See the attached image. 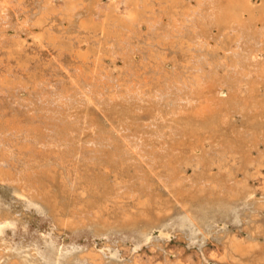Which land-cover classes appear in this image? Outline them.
Instances as JSON below:
<instances>
[{
    "label": "rangeland",
    "instance_id": "obj_1",
    "mask_svg": "<svg viewBox=\"0 0 264 264\" xmlns=\"http://www.w3.org/2000/svg\"><path fill=\"white\" fill-rule=\"evenodd\" d=\"M26 1L30 2V3H28L29 6L32 7L34 5V7H32V8L37 9V10L34 12L30 11L29 13L28 12L25 13L26 11H24V13H23V11L20 10L19 12H20L21 17L19 16L18 20L16 19V17L14 16V13L12 12L10 17H9L10 19L8 21V24H7V27L11 29L10 39L8 40V42H4L5 44L3 43V41L0 44L1 45L0 50H1L2 46L6 47L5 48V52L7 51L6 55L10 58L9 59L10 60L9 65L7 64V62L9 60H7L6 64L4 65L5 66L4 69H6V73L9 74V71H11L9 68H11V67H12V69L16 68V71L14 69L15 72L13 71V74H11L15 84H17V83L29 84V82H31L32 78L34 77V74L38 75L37 74V67L36 68L34 67L35 69H32V70L29 69V71H23V73L17 72V70L19 69V67L22 64L30 63L31 61H32L31 63H33V61H34L32 59L33 57L34 58L36 57L35 60L38 61L39 65H42L45 62V59H46L45 52L47 50L48 51L50 50V52H54L55 54H57L58 52H60L62 50V51H65L64 53L67 52L69 54L73 47L79 46L82 55L77 59H79L80 61L81 60L83 61V62L81 61L82 63L80 62V64H79L80 67L82 68V70L84 72L89 71L90 66H92L93 64L94 65L97 64L96 59L99 56V60H100L99 64L102 63V66L106 67L107 70L109 71L108 73L109 74L112 73V77L110 76V78H109V80L111 81L110 84L115 85L116 86L115 88L120 91V88H122L120 79L122 77L120 78L119 76L124 74L122 72L121 67L123 64H125V62H124V61H126L125 55H127V53L129 54V52L127 50H130V46L133 43V40L138 37V36H136L138 33L136 27H139L140 30L143 31L142 25L147 24V20L143 21V19L147 16L148 17L152 16L153 17L152 18L153 23L156 27L160 28V32H159V30H157V32H155L153 30V32L151 33V34H153V36L151 34H149L146 37H148L149 42H155V41L157 42V41H161L160 38L162 37V35H164L168 30L171 29L170 25H171L172 21L174 20L173 18L176 17V18H178L177 23L178 22L179 23H178V26L176 27V30H177V33H175L176 35L170 36V37H172V38H170V41H172V42H171V46H169L167 49V52H168L167 55L170 57L169 59H171L174 62L180 61V64H183V65H186L185 63L190 62L191 59L190 58L187 59V57H186L187 55L186 56L184 55L185 51L181 52V49L178 50L177 45H179V43L183 42L185 48H188V49L193 48L194 49V47H192L194 45L193 44L194 41H191L192 35L190 34L192 32V34L194 35L195 38L200 37L199 40H201L203 42V43L200 42V47L202 45H204V48H205L204 52L206 50L207 51L209 50L212 53V57H213L214 61L212 64H210L211 66L209 65V66L205 67L206 68L205 70L211 72V74L208 73V75L207 74L206 75H207L208 79H211L212 84L208 85L207 87L202 89V95L200 96V98L198 96L197 97L194 96L195 94H193V95H188L189 98L191 96V99H189V98H187V95H186V96H184L185 99L183 97L180 98V102H179V104H177L178 108L176 106H174V107L177 108V112L180 113V119H182V117L183 116L185 117L186 114H190V111L192 112V110L190 109V108H192L191 104H194V103L198 104L199 100H201V99H202L201 101L214 100L216 104H214L212 106V108L213 107L214 108H213L211 114L213 115V119H214L213 123L216 126H214V128H212L211 130L199 127L200 125H203V121H204L205 117H202L203 115L202 116L197 115L196 117H194L195 120L193 119L192 124L198 125L199 128L197 126H195L196 129H194V130L192 129L194 133L192 132L191 128H189L188 126L181 124V123H180L179 127H178V125L173 124V125H158V126L157 125H150V127L152 126V128H150L148 126V124H146L147 122L145 123V121L147 119L149 120L151 117V111H150L151 108H150L149 102H146V101L143 102L142 103L143 105L147 103L146 105H144L145 108H144V106H142L141 108H143V109L137 110L135 107V104L133 102L134 100L132 97H129V96L128 97L123 96L120 98L116 97L115 99H117V103H116V100L114 98L112 99L113 102L111 103V102H107L109 100L108 99L109 96L105 95L106 97L103 96L105 100L104 99L102 100V103H104L103 104L104 109H103V108H101L102 107L101 99L103 97H100L101 99L95 98L96 103L94 102L92 105H90L87 108L86 112L88 114H86V118H87L86 125H75V127L77 126L78 127L77 129L80 131L74 129V136L72 137L73 138L72 140H74L73 143L76 146V143L78 144V142H79V145H81V146L77 145L76 147H81V148L86 149L88 151L86 153V156L84 155L85 158L82 157V159H80L78 161L77 165H75V169H73L72 172H69L66 170L67 175L72 177V179L69 176L65 175L66 171L62 166L45 164L46 166L42 165L43 167L42 166L36 167L38 169H36L34 167L32 170V168H30L31 169V170L29 169L30 172H28L29 171L28 170L25 173V176L27 178H29L30 183L32 182L30 185V189L32 190L34 188V190H35V191L32 190L33 191L32 194L30 193V195H28V197L30 196L29 198L26 196H25V198H21L19 196V193L16 192L15 186H13V185L2 186L3 188L0 186V189H2V191H5V193H3V194L0 193V198H1L0 199V212L2 214V215L1 214L0 215L6 217V215L3 214L6 211L7 212L5 214L8 213V215H7L8 217L10 215L9 220H7V223L0 228V238H1L0 239V260H2V261H0V264H8V263L9 264H11V263L12 264H20V263L21 264H43V263L44 264H89V263L90 264H97V263L98 264H109V263L110 264L111 263L112 264H114V263L120 264L122 261L123 262L121 264H123V263L124 264L125 263L132 264V262L133 263L135 262V264H139L140 262L142 263V261L144 259L145 260L143 261L142 264H148L150 261H151L150 262L151 264H162L163 262H164L163 264H174V263H177V264H180V263L181 264H188V263L189 264L190 263L191 264H234V263H236V264H264V250H262V249H264V149H263L264 148V138H263L264 137V133H263L264 132V97H263L264 96V73L261 72V73L256 74V72L253 71L254 69L253 70L251 69V67L252 68L256 67L255 64L251 65V67L249 68V65L246 64V61L248 62L249 59L251 60V58L245 57V53H244L245 50H247L248 53L252 52L254 50L252 48L256 47V48H258L257 50L259 52H261L262 54L260 55V57L259 56L257 57V60H255V62L256 61L258 62L259 59L261 61H259L258 63H261L262 61H264V30H263L264 27H263L262 22L259 21V19H255V20H253V22H251L249 20L250 19L249 14L247 12H245L244 13V19L250 21V22L247 21L250 23V27H246V29L244 28V30L242 31V34L240 36L237 27H233L232 28L233 31H231V29L228 27L226 28V26H219V27L216 26L215 27V26H212L211 24L206 23L205 20H207V19H203L202 15H205V11L207 14V4L203 3L200 6L201 9H199L198 0H195V3H194V0H98V1L97 0H57V1L56 0L55 1H53V0H43V1H41V0H26ZM31 1H33L34 4L31 3ZM219 1L223 2V0H219ZM39 2H40V4H39ZM249 2H250V5L256 10L264 9V0H256V1L255 0H249ZM35 5H36V7H35ZM154 7H156V8H154ZM22 8L24 9V6H22ZM42 10H45V11H42ZM78 10H80V11H78ZM195 10H197V12H195ZM199 10H200V12H199ZM190 11L192 13L191 20L186 21V17H184L185 13L190 12ZM160 13L163 17H160L161 16ZM181 15H182V17H181ZM24 17L28 18V21L26 18V23L22 22L25 20ZM21 18H23V20ZM132 18H133L134 22L131 20ZM17 21L19 22V25H20L19 28L20 29L16 26ZM46 21H48L50 23L48 24V22L46 23ZM102 21H103V23H102ZM136 21L142 22V25H141V23L139 25L136 24ZM155 21H157V22H155ZM27 23H28V25H27ZM130 23H132L133 25L130 26L129 25ZM11 24H13V25H11ZM258 24L259 25L261 24L262 29L260 28V26ZM33 25H34V27H33ZM152 29H153V27H152ZM259 29H260V31H259ZM221 30H223V31H221ZM261 30L263 33H261ZM247 31H249V32H247ZM257 31H259L261 34L260 33L258 34ZM124 32H126V33H124ZM251 32H253V34ZM124 34L126 36H124ZM128 34L129 35L134 34V37L128 36ZM154 34L156 35V37L154 36ZM51 35H53V36L51 37ZM220 35H221V37H220ZM216 36L218 38L220 37V39H218ZM211 37H213V38H211ZM238 37H239V39H238ZM242 37L244 39H242ZM261 38H263V39H261ZM128 39H129V41H128ZM137 39L134 40V41H136L134 44L136 45L137 43H140L142 46L145 47V44H147L146 43L147 41L143 39L142 42H139ZM253 39H254V41H253ZM130 40H132V43ZM203 40H205V42ZM259 40H261L260 41L261 43L259 42ZM124 41H126V42H124ZM213 42H215V43H213ZM204 43H206V44H204ZM211 43H212V46H211ZM161 44H160V46H157V48L159 47L158 49L156 47L152 48L151 45L147 46V48H148L147 52L148 53L146 52V57L141 62V65H142L141 68H144V66H146V64L149 65L152 62L154 63L156 61L155 60L156 56L158 57L160 55V53H165V50L162 49ZM124 45H126V47L128 48V49H125L126 51L124 50ZM208 45H210V46H208ZM191 49H190V51H191ZM237 49L239 51H237ZM76 50H78V49H76ZM112 50H114L116 52V53L113 52V55H111ZM241 50H243L242 51L243 53L241 52ZM123 51L125 53L126 52L127 53L125 55H123L122 54ZM161 51H163V52H161ZM214 52L216 54H214ZM240 53H241V55H240ZM116 54H117V56H116ZM179 54H180V56H179ZM190 54H191V52L188 53V55H190ZM123 56H125V57H123ZM73 57L76 59V56H73ZM42 58H44V59L42 60ZM112 58L114 59V61ZM242 58H243V60H242ZM6 59H8V58L6 57ZM187 60H189V61H187ZM239 61H240V64H239ZM255 62H252V63H255ZM40 63H42V64H40ZM83 63H84V65H81ZM157 64L154 63L153 68H154V66L156 67ZM241 64H243V65H241ZM105 65H107V66H105ZM115 65L117 67H114ZM244 66H245V68H244ZM235 67H236V69H235ZM208 68H209V70H208ZM242 69L245 70L246 72L243 71ZM249 69H250V71H249ZM216 70H217V72H216ZM233 70H234V72H233ZM119 72H121V73H119ZM226 72L228 75L226 74ZM230 73H231V78L229 77ZM218 74H219V77H217ZM254 74L256 75V77ZM252 75L254 77H252ZM212 76H214V77L216 76V77L214 78ZM9 77H10V75H9ZM250 77H251V79H250ZM219 78H220V80H219ZM253 78H255V79H253ZM118 79H119V81H118ZM239 79H241L242 82H240ZM8 80L10 81L9 83L11 84L10 89L13 90L16 85H14L13 81L10 78H8ZM229 80H231V81H229ZM245 80H247V81H245ZM214 81L216 82V84L213 83ZM209 82H210V80H209ZM237 82L239 85L237 84ZM245 82H246V84H245ZM218 85L219 86L222 85L221 87L225 88L228 96H221V97L217 96V89L216 88L219 87ZM229 85H230V87H228ZM247 85H248V87H247ZM249 85H252V86H249ZM233 89H236L235 92ZM241 89H244V90H241ZM237 92L240 95V97L238 96ZM256 92H258V93H256ZM259 92H261V93H259ZM241 93H243V94H241ZM209 95H212L211 96L212 98L209 97L210 99H208ZM260 95H262V97H260ZM255 96L257 97V99ZM231 97H232V99H231ZM124 98H126L127 101H129V104H127V101ZM99 99H100V103H99ZM122 99H124V101ZM96 100H98V101H96ZM118 100L121 102H119ZM230 100L232 101V103L230 102ZM250 100H252V101H250ZM245 101L248 102L249 104L245 103ZM122 102H123V104H122ZM162 102H164V101H162ZM108 103H110V104H108ZM170 104L172 105L171 102H170ZM100 105H101V107H100ZM104 105H105V107H104ZM168 105H169V102L166 103V106L163 105L165 107V109H167V111H168V109L171 110L173 107V106L170 107V105L169 106ZM229 105H230V107H229ZM112 106H114L115 108L114 107L112 108ZM258 106H259V108H258ZM110 107L112 110L110 109ZM187 107H188V109H187ZM99 108L101 111L99 110ZM107 108L110 109L111 111L108 110ZM128 108H130V109H128ZM102 109L104 111H102ZM105 109L107 111H105ZM229 109L231 112H229ZM91 110H93V111H91ZM216 110H218V113L219 112L220 113L218 114L216 112ZM247 110H248V112H247ZM134 111H135V113L138 111V113L135 114ZM104 112H106V113H104ZM233 112H234V114H233ZM89 113H91V114H89ZM221 113H222V116L224 115V117H226L225 119H224V117L221 116ZM127 114H129V116ZM88 115H89V117H88ZM190 116H191V114H190ZM117 117L118 118L121 117V118H119V120H118ZM125 118H127V119H125ZM196 118H197L198 122L196 121ZM137 120H139V121L137 122ZM88 121H89V123H88ZM124 121L129 122V124L127 123L128 125L127 126L125 125V127H124V124H125ZM139 122H140V124H139ZM113 123H115V124H113ZM90 124H91V126H88ZM162 124H164V123H162ZM142 126H144L147 130ZM159 126H160V128H158ZM172 126H174V127H172ZM175 126L177 127L176 130H174ZM242 126L243 127L245 126L247 128H245V127L243 128ZM132 127L136 128L140 133H138V131L136 129H133ZM165 127H168V128H165ZM180 127L182 129H180ZM94 128H96V130H94ZM239 128L241 129V133L239 131L240 130ZM81 129H82V131L84 129H85L84 131L87 130L86 131L87 133L82 132ZM167 129H168V132H167ZM246 129L248 130V132L246 131ZM98 130H101L102 132L101 131L98 132ZM105 130H106V132H105ZM110 130L112 131V133H110L111 132ZM187 130L189 132H192V133H189ZM235 130L236 131L238 130L237 131L238 133ZM132 131H134L133 132L134 134L132 133ZM159 131L160 132L162 131L161 132L162 134ZM104 132H105V135L107 133V135H106L107 137L104 135ZM125 132H127L126 137L127 136L131 137L133 135L131 138H133L134 141H137V140L142 141L143 147H144L143 153L145 152L144 155H142V159H138L135 156V154L133 155L132 152L130 155V152H128L129 150H124L125 148L123 147L122 141L119 139L120 135H118V134L123 133L125 135ZM146 132L148 134H151V133L152 134L148 135ZM242 132L245 135L242 134ZM82 133H84V134H82ZM143 133L145 136L141 135ZM246 133H248V134H246ZM78 134H79V136H78ZM88 134L91 135L92 137L94 135V137L92 138L90 136V138H89ZM127 134H129V135H127ZM146 134H147V136H146ZM159 134L162 135V137H160ZM168 134H170V135H168ZM206 134H209V136L208 135L206 136ZM210 134H211V136H210ZM239 134H241V135H239ZM249 134H250V136H249ZM101 135L103 136L102 138H101ZM251 135H253V136H251ZM85 136H87V138ZM143 136L145 138L146 137L147 138L145 139ZM149 136H152V137H149ZM197 136H200V137H197ZM245 136H247V137H245ZM248 136H249V138H248ZM95 137H96V139H94ZM112 137L114 140L112 139ZM116 137H117V139H116ZM166 137H168V139H164ZM184 137L187 139H185ZM204 137H206V138H204ZM210 137H212V140H210L211 139ZM85 138L87 140L88 139H90V140L85 141ZM106 138L109 141L106 142ZM197 138L202 142V143H200L201 145L199 144L200 141H198ZM100 139H102V141ZM128 139L130 141L131 140L133 141V139H130V138H128ZM194 139H195V141H194ZM94 140L96 142H93ZM116 140L119 143V145L116 142ZM226 140L229 142H227ZM111 141H113L114 143ZM163 141L165 143V146L163 145L164 144ZM165 141L168 142L170 145H172V148ZM206 141H208L210 143L212 142V144H210ZM215 142H216V144H215ZM120 143L122 144L121 146H120ZM226 143H228V144H226ZM90 144H91V146L93 145L92 148H90ZM237 144L239 146H241V148ZM247 144H249V146ZM84 145H85V147H84ZM105 145H106V147L103 148ZM212 145H215V146H212ZM98 146H100V148ZM147 146L149 147V149ZM160 146H162V147H160ZM235 146L237 149L234 148ZM251 146H252V148H251ZM168 147L171 150H169ZM198 147H200V148L198 149ZM209 147H210V149H209ZM108 148H109V150H108ZM111 148L113 150H111ZM155 148L157 149V151ZM92 149H94V150H92ZM104 149L106 151H104ZM180 149H182V150H180ZM190 149L191 150L193 149V150L191 151ZM234 149H235V151H234ZM238 149L239 150L241 149L243 151L240 150L241 151L240 152ZM90 150H92L91 154H88V152L90 153ZM98 150L100 152V157L97 159V156H99V154L97 153ZM165 150L168 152L167 153L168 156L166 155ZM172 150L175 151L176 153L175 152L173 153ZM236 150H238L239 153ZM260 150H262V151H260ZM102 151H104L103 154H102ZM112 151H116V152H112ZM250 151H252V152H250ZM94 152H95V154H94ZM210 152H211V154H210ZM121 153H122V155H121ZM155 154H156V156H155ZM188 154L190 157L188 156ZM195 154H198V155L201 154L202 156L199 155V157L200 158L203 157L204 160L202 159L201 162H199L200 159H199L198 155H195ZM176 155L179 158L175 157ZM153 156H154V158H153ZM195 156H197L198 160L195 159L196 158ZM207 156H209V157H207ZM88 157H89V159H88ZM124 157H125V159H124ZM163 157H165L166 159ZM136 158H137V160H136ZM169 158H171V159H169ZM176 158H177V160H176ZM146 159L149 161H147ZM180 159H181V161H180ZM244 159H245V161H244ZM249 159H251L252 161H249ZM88 160H89V163H88ZM126 160H128L129 162H127ZM130 160H132V161H130ZM135 160H136V162H135ZM146 161H147V163H145ZM82 162H84V163H82ZM100 162L102 164H100ZM131 162H132V164H131ZM158 162L160 163V166H159ZM167 162H168V165L166 164ZM169 162L170 163L172 162L173 164L171 165ZM174 162H176V163H174ZM94 163H96V164H94ZM103 164H104V166H103ZM180 164H181V166H179ZM205 164H207V166H205ZM47 165H49V166H47ZM84 165H86V166H84ZM155 166H157V168ZM97 167L99 170H97ZM170 167H172V168H170ZM0 168L7 169L9 171V174H11V175L13 174L11 172L12 170H9L10 168H8V167L4 168V167H2V164H1ZM48 168L51 170L49 171ZM79 168H82V170H84V171H81ZM147 168H150V169H147ZM163 168H165V169H163ZM169 168H170V170H169ZM173 168H174V171H173ZM176 168H179V169H176ZM60 169L62 171H59ZM93 169L97 170V172ZM39 170H40V172H39ZM43 171L45 173H43ZM156 171H158V172H156ZM38 172H39V174H38ZM58 172H59V174H58ZM110 172H111V174H110ZM138 172H140V174ZM159 172H160V174H159ZM183 172H185V173H183ZM175 173H178V174H175ZM27 174L30 176H28ZM62 175H63V178H62ZM74 175H76V176H74ZM164 175H166V176H164ZM181 175H185L187 177L181 176ZM31 176L34 177V179ZM53 176L55 178L54 182L52 181ZM56 176L58 177V179ZM153 176L156 178H154ZM35 177L36 178L38 177L37 179H38V182L40 181L39 183L37 182V179ZM67 177H69V178H67ZM137 178H139V179H137ZM163 178H165L166 180L165 179L163 180ZM65 179H67V180H65ZM140 179H142V180H140ZM149 179H150V181H149ZM178 179H180V181H178ZM185 179L187 182L185 181ZM43 180L45 182H47L48 184L45 183ZM20 181H22V180H19L18 181L19 183L14 182V183H16L15 185L20 184L21 183ZM58 181H61V182L58 183ZM175 181H177L178 183ZM112 182L116 183V184H113ZM117 182H119V184ZM136 182L138 184H136ZM143 182L145 183V186H144ZM147 182H149L150 184ZM129 183L131 185H129ZM141 183H143V184H141ZM164 183H165V185H164ZM187 183H189L190 185ZM139 184H141V185H139ZM114 185L116 188L114 187ZM132 185H133V187H132ZM195 185H197V186H195ZM39 186L41 188H39ZM126 186H128V187H126ZM136 186L139 188H137ZM109 187L111 188L112 192L110 191ZM120 187H121V189H120ZM181 188H183L184 190L182 189L183 191H181L180 190ZM188 188H189V190H188ZM38 189H39V191H38ZM40 189H42V191ZM124 189L126 190V192L124 191ZM176 189H177V191H176ZM14 190L16 192L15 196H13L9 192V191H14ZM31 190H30V192H31ZM98 190H100V191H98ZM136 190H137V192L134 193V191H136ZM113 191H115V192L113 193ZM190 191L193 193H191ZM40 192H42V195ZM44 192H46V193H44ZM6 193H8V194H6ZM33 193H35L37 195H35ZM123 193H124L125 197H124ZM126 193H127V195H129V193H130V195L126 196ZM189 193H191V197L190 196L187 197V195H190ZM195 193H197V194H195ZM111 194H113V195H111ZM115 194H116V196H114ZM178 194H180V195H178ZM183 194H185L186 196ZM192 194H193V197H192ZM207 194H209V195H207ZM220 194H221V196H220ZM38 195H40V197H42V198L38 197ZM43 195H44V197H43ZM121 195L123 196V198ZM181 195H182V197H181ZM176 196L177 197L179 196L178 199ZM33 197L36 198L37 200H39V202L36 199H34ZM184 197L186 199L188 198L187 200L185 199L187 203L185 202ZM218 197H222V199L218 198ZM43 198L47 204L44 203ZM115 198H119L120 201H119V199H115ZM198 198L200 199V201ZM213 198H215L216 202ZM229 198H231V199H229ZM32 199H33V201H32ZM191 199H192V201L195 200L194 203L191 201ZM207 199H208V202L206 201ZM181 200H182V202H181ZM196 200L198 202H196ZM211 200H212V202H211ZM217 200H218V202H217ZM20 201L23 205L19 203ZM219 201H221L222 203L220 202V204H219ZM223 201L224 202L226 201L225 202L226 206H225V203ZM51 202H52V207L54 208L53 211L51 210L53 208L51 207V209H50V207H49V206H51V204H50ZM190 202H191V204H190ZM195 203H198V204H195ZM207 203H209L208 207H207ZM15 204H16V206H15ZM72 204H74V206ZM188 204H189V206H188ZM19 205L21 208L19 207ZM209 205H212V206H209ZM186 206H187V208H186ZM192 206L194 209L191 208ZM183 207H185L187 210L184 209ZM203 208L205 209L204 212L205 213L207 212L206 214L204 212H202ZM2 209H3V212H2ZM16 209H18V210H16ZM33 209H35V210H33ZM106 209H107V211H106ZM147 210H148V213H147ZM149 211H150V213H149ZM157 211H159L160 213H158ZM53 212L55 213L56 216L53 214ZM100 213H102V214H100ZM158 214H159V216H158ZM16 215L19 218H17ZM11 216L13 219L12 221H11ZM101 216H103V217H101ZM104 216H105V218H104ZM129 216H131V218ZM132 216L134 217V219ZM99 217L102 219H100ZM52 218H54L55 220L53 219L54 220L53 221ZM159 218L161 220H159ZM56 219H58V220H56ZM130 219H132V220H130ZM136 219L138 220L137 221L138 223H136L137 225L134 224ZM100 220H102V221H100ZM115 220H116V223H114ZM119 220L122 222V224ZM110 221H112V223ZM130 221L132 224L130 223ZM147 221H149L150 224H151V222L153 224L150 225ZM88 222L90 223V225ZM156 222H158V223H156ZM57 223H58V225H57ZM59 223H60V226H59ZM143 223H144V225H143ZM92 224H93V226H92ZM104 224L107 226V227L105 226L107 229L104 227ZM107 224H109L110 226H108ZM86 225H87V227H86ZM57 226H58V228H57ZM112 226H114V227H112ZM124 226H126V227L123 228ZM245 226L248 229H245ZM254 226H255V228H254ZM100 228H102V229H100ZM104 228L106 231L104 230ZM112 228H115V229H112ZM121 228L124 230H122ZM148 228H150V229H148ZM253 228H254V230H253ZM144 229H145V232H144ZM259 229H261V230H259ZM55 230H56V232H54ZM204 230L206 232H204ZM251 230H253V231L251 232ZM147 231H148V233L149 232H151V233L148 234ZM260 231L261 232L263 231L262 234ZM96 232L98 234H96ZM212 233H214L215 235H213ZM226 233H228V234H226ZM251 233H252V235H251ZM233 234H235L236 236H233ZM253 234H254V236H253ZM178 236L179 237L182 236V237L179 238ZM223 238L227 243L223 240ZM240 238H242V239L240 240ZM238 239L240 240V244H239ZM151 240L154 241V243ZM236 240H238V241H236ZM243 240H245V241H243ZM221 241H223L224 245L222 244ZM243 242L246 245V247H245L246 249L244 248L245 245L243 244ZM161 243L162 244L164 243V244L162 245ZM216 243H217V245H216ZM218 243L221 244L222 246L218 245ZM259 243H261V244H259ZM118 244L121 247H119V246L117 247ZM149 244H152V245L155 244L154 247H156V248L154 249V251H151L149 249V246H151ZM231 244H232V246H231ZM233 244L234 245L238 244V245L234 246ZM257 245L259 247H255ZM202 247H203V249H202ZM228 248L229 249L231 248V249L229 250ZM6 250H9V251H6ZM22 250H24V251H22ZM80 250H82V251H80ZM98 250L100 252H103L102 253L103 255ZM158 250H159V252H157ZM224 250H225V252H224ZM235 250H236V253H233V252H235ZM10 251H11V253H10ZM34 251H35V253H34ZM85 251L86 252L88 251V252L86 253ZM90 251H92V252H90ZM179 251H182V252H179ZM226 251H228V252L226 253ZM93 252L98 256L100 254V257H98V256L95 257ZM27 253H28V256L32 255L31 258L34 256L33 257L34 259L33 258L31 259L30 256L28 257ZM84 253L88 254V256H86V254H84ZM249 253H250V255H249ZM17 254H19V255H17ZM22 254H25V256L23 255L24 257H22ZM177 254L179 255V258L182 259V261H180ZM217 254H218V256H217ZM236 254H238L237 257H235ZM35 255H37V256H35ZM176 255H177V257L175 258ZM222 255L224 257H222ZM92 256H94L96 259L93 258ZM162 256H164V257H162ZM67 257H69V258H67ZM102 257L105 259H103ZM148 257L149 258L152 257V259L148 260L149 259ZM206 257H209V258H206ZM232 257L233 258L235 257V258L232 259ZM28 258H30V259H28ZM66 258L68 260L69 259L70 260L68 261V260H66ZM90 258L93 259L94 261L91 260ZM133 258L134 259L136 258L138 261L136 259L134 261ZM173 258L175 260H173ZM242 258H244L245 260ZM24 259H26V261ZM36 259H38V260H36ZM100 259H102V260H100ZM168 259H169V261H166ZM208 259H211V260H208ZM250 259L252 261L254 260V262H251ZM255 259H256V261H255ZM12 260L16 261V262H13ZM114 260H116V261H114ZM120 260H121V262H120ZM170 260H173V263ZM176 260L177 261L179 260V263ZM186 260H188L187 263L185 262ZM189 260H190V262H189ZM230 260H231V262H230ZM145 261L148 263H146ZM136 262H138V263H136Z\"/></svg>",
    "mask_w": 264,
    "mask_h": 264
},
{
    "label": "bare ground",
    "instance_id": "obj_2",
    "mask_svg": "<svg viewBox=\"0 0 264 264\" xmlns=\"http://www.w3.org/2000/svg\"><path fill=\"white\" fill-rule=\"evenodd\" d=\"M41 1H43V0H41ZM53 1H55V0H53ZM57 1V0H56ZM98 1V0H97ZM256 1V0H255ZM28 3H30V2H27L26 0H0V44H1V42L3 41V43L4 42H8V40L10 39V33H11V29L10 28H8L7 27V24H8V21H9V17H10V15H11V13L13 12L14 13V16L16 17V19L18 20L19 19V16H20V10H22L23 11V13H24V11H26L25 13H29L30 11H36L37 9H34V8H32V7H34V5L31 7V6H29L28 5ZM31 3H33V1H31ZM194 3H195V0H194ZM207 4V14H206V11H205V15H202V18L203 19H207V20H205L206 21V23H208V24H211L212 26H226V28L228 27V28H230L231 29V31H233V27H237V29H238V31H239V35L241 36V34H242V31L244 30V28L246 29V27H250V21L251 22H253V20H255V19H259V21H261L262 22V24H263V27H264V9H259V10H256V9H254L251 5H250V2H249V0H223V2H220L219 0H198V5H199V9H201V5L202 4ZM34 4V3H33ZM36 4V3H35ZM39 4H40V2H39ZM90 4V3H89ZM138 4V3H137ZM37 5V4H36ZM36 5H35V7H36ZM115 5V4H114ZM254 5V4H253ZM22 6H24V9L22 8ZM191 6V5H190ZM57 7V6H56ZM87 7V6H86ZM198 7V6H197ZM154 8H156V7H154ZM203 8V7H202ZM39 9V8H38ZM54 9V8H53ZM81 9V8H80ZM183 9V8H182ZM101 10V9H100ZM106 10V9H105ZM205 10V9H204ZM42 11H45V10H42ZM75 11V10H74ZM78 11H80V10H78ZM32 12V13H33ZM152 12V11H151ZM164 12V11H163ZM182 12V11H181ZM195 12H197V10H195ZM199 12H200V10H199ZM245 12H247L248 14H249V20H245L244 19V13ZM57 13V12H56ZM77 13V12H76ZM153 13V12H152ZM185 13V12H184ZM202 13V12H201ZM53 14V13H52ZM23 15V14H22ZM27 15V14H26ZM159 15V14H158ZM160 15H161V13H160ZM172 16V15H171ZM184 16V15H183ZM12 17V16H11ZM21 17V16H20ZM56 17V16H55ZM157 17V16H156ZM160 17H163L162 15L160 16ZM181 17H182V15H181ZM184 17H186V21H189V20H191V17H192V13H191V11L190 12H186L185 13V16ZM25 18V17H24ZM27 18V17H26ZM26 18H25V22L24 21H22L23 23H26ZM153 17L152 16H150V17H145L144 19H143V21H146L147 20V24H144V25H142V22H140V21H136V24H140L141 23V25H142V28H143V31H141L140 30V28L139 27H136L137 28V35L136 36H138L137 38H135V39H137L139 42H142V40L144 39V40H146L147 42V44H145V47L144 46H142L140 43H137L136 45L134 44L136 41H134L133 40V43H132V40H130L131 41V46H130V50H127L128 52H129V54L127 53V55H125L126 53L123 51V55H125L126 56V61H124L125 62V64H123L122 65V72L124 73V74H122L121 76H119L121 79V86H122V88H120V91L118 90V89H116L115 87V85H111L110 84V80H109V78H110V76L112 77V73H108L109 71L107 70V68L106 67H104V66H102V63L101 64H99L100 63V60H99V56H98V58L96 59L97 60V64H93L92 66H90L89 68V71H86V72H84L83 70H82V68L80 67V62L82 61H80L79 59H77V58H79L82 54H81V51H80V47L78 46V47H73L72 49H71V52L68 54L67 52L66 53H64L65 51H60V52H58L57 54H55L54 52H50V50L48 51H46L45 52V56H46V59H45V62H44V64H42V63H40V64H42V65H39V63H38V61H36L35 60V58L33 57L32 59L34 60L33 61V63H26V64H22L20 67H19V69L17 70V72L19 73V72H21V73H23V71H29V69H35L36 67H37V74L38 75H35L34 74V77L32 78V80H31V82H29V84H21V83H17V84H15V82L13 81V78H12V75L11 74H13V71H14V69H15V71H16V68H14V69H12V67L11 68H9L11 71H9V74H7L6 73V69H4V65L6 64V62H7V60H9L10 58L6 55V53H7V51L5 52V48L6 47H4V46H2L1 47V50H0V166H1V164H2V167H8V168H10L9 170H12L11 172L13 173L12 175L11 174H9V171L7 170V169H3V168H0V186L2 187V186H11V185H13V186H15V188H16V192H18L19 193V196L21 197V198H25V196L26 197H28V195H30V193L32 194V190H34V188L31 190L30 189V185H31V183H30V181H29V178H27L26 176H25V173L30 169V168H32V170H33V168L35 167H39V166H42V165H44V166H46L45 164H52V165H56V166H62L64 169H65V171L67 170V171H69V172H72L73 171V169H75V165H77V163H78V161L80 160V159H82V157H84V155L86 156V153H87V151L88 150H86V149H83V148H81V147H76L77 145H79V142H78V144L76 143V146H75V144L73 143V141L74 140H72L73 138V136H74V129H76V130H78L77 128V126L75 127V125H86V123H87V118H86V114H88L86 111H87V108L90 106V105H92L94 102H95V98H100V97H106L105 95H108L109 97H108V101L107 102H113L112 101V99L114 98H120V97H123V96H125V97H132L133 98V102H134V104H135V107H136V109L137 110H139V109H143V108H141L142 106H144V105H146V104H142L143 102H149V105H150V108H151V117H150V119L147 121H145V123L146 124H148V126L150 127V125H178V127H179V125H180V123L181 124H184V125H186V126H188L189 128H191V130L193 129H196V127L195 126H197L198 127V125H193L192 124V122H193V119L195 120V118L194 117H196L197 115H200V116H202V117H205V119H204V121H203V125H200L199 127H201V128H205V129H212V128H214V126H216V125H214V123H213V121H214V119H213V115L211 114V112H212V110H213V108H212V106L214 105V104H216L215 103V101L214 100H209V101H201V100H199V103L198 104H191V107L192 108H190L191 110H192V112L190 111V114H191V116H190V114H186L185 115V117L183 116H181L182 117V119H180V113H178L177 112V104H179V102H180V98L181 97H183L184 99H185V97L184 96H186L187 95V98H189L188 97V95H193V94H195L194 96H198L199 98H200V96L202 95V89L203 88H205V87H207L208 85H211L212 83H211V79H208L207 78V75H208V73H210L211 74V72H209V71H207V70H205L206 68L205 67H207V66H209L210 64H212L213 63V57H212V53L208 50H206L205 52H204V45H202L201 47H200V42L201 43H203L201 40H199L200 39V37H197V38H195L194 37V35L192 34V32L190 33L191 35H192V37H191V41H194L193 42V46L192 47H194V49L192 48H190L191 49V51H190V49H188V48H185V46H184V44H183V42H181L180 40V42L182 43H179V45H177V48H178V50H180L181 49V52H184V55L187 57V59L188 58H190L191 60H190V62H187V63H185L186 65H183V64H180V61H178V62H174V61H172L171 59H169L170 57L167 55L168 54V52H167V49H168V47L169 46H171V42L172 41H170V38H172V37H170V36H173V35H176L175 33H177V30H176V27L178 26V23H177V19L178 18H176V17H174L173 19V21H172V23H171V25H170V27H171V29L170 30H168L164 35H162V37L160 38V40L161 41H155V42H149V39H148V37H146V36H148L149 34H151L152 32H153V30L155 31V32H157V30H159V32H160V28L159 27H156L155 25H154V23H153V19H152ZM171 18V17H170ZM22 20H23V18H21ZM49 19V18H48ZM202 19V20H203ZM132 21H133V18L131 19ZM27 21H28V18H27ZM30 21V20H29ZM37 21V20H36ZM55 21V20H54ZM204 21V20H203ZM247 21H249V22H247ZM13 22V21H12ZM41 22V21H40ZM48 21H46V23H47ZM134 22V21H133ZM155 22H157V21H155ZM15 23V22H14ZM32 23V22H31ZM39 23V22H38ZM50 22H48V24H49ZM102 23H103V21H102ZM203 23V22H202ZM16 26L19 28L20 27V25H19V22L17 21L16 22ZM22 24V23H21ZM52 24V23H51ZM181 24V23H180ZM11 25H13V24H11ZM27 25H28V23H27ZM130 26H132L133 24L132 23H130L129 24ZM259 25V24H258ZM32 26V25H31ZM42 26V25H41ZM129 26V27H130ZM181 26V25H180ZM260 26V28H261V24L259 25ZM33 27H34V25H33ZM152 27H153V29H152ZM253 27V26H252ZM25 28V27H24ZM135 28V29H136ZM258 28V27H257ZM20 29V28H19ZM32 29V28H31ZM34 29V28H33ZM180 29V28H179ZM182 29V28H181ZM185 29V28H184ZM207 29V28H206ZM252 29V28H251ZM262 29V28H261ZM186 30V29H185ZM194 30V29H193ZM211 30V29H210ZM214 30V29H213ZM264 30V29H263ZM21 31V30H20ZM131 31V30H130ZM195 31V30H194ZM221 31H223V30H221ZM226 31V30H225ZM237 31V32H238ZM259 31H260V29H259ZM259 31H257L258 32V34L260 33ZM63 32V31H62ZM230 32V31H229ZM247 32H249V31H247ZM124 33H126V32H124ZM129 33V32H128ZM164 33V32H163ZM220 33V32H219ZM222 33V32H221ZM252 34H253V32H251ZM261 33H263L262 32V30H261ZM260 33V34H261ZM15 34V33H14ZM189 34V33H188ZM210 34V33H209ZM215 34V33H214ZM227 34V33H226ZM231 34V33H230ZM238 34V33H237ZM17 35V34H16ZM22 35V34H21ZM34 35V34H33ZM152 36H153V34H151ZM18 36V35H17ZM53 35H51V37H52ZM124 36H126L125 34H124ZM128 36H133L134 37V34H131V35H129L128 34ZM154 36L156 37V35L154 34ZM214 36V35H213ZM245 36V35H244ZM243 36V37H244ZM261 36V35H260ZM263 36V35H262ZM122 37V36H121ZM185 37V36H184ZM217 37V36H216ZM220 37H221V35H220ZM220 37L218 38V39H220ZM242 37V39H244ZM154 38V37H153ZM177 38V37H176ZM211 38H213V37H211ZM259 38V37H258ZM21 39V38H20ZM37 39V38H36ZM131 39V38H130ZM186 39V38H185ZM205 39V38H204ZM238 39H239V37H238ZM237 39V40H238ZM250 39V38H249ZM260 39V38H259ZM261 39H263V38H261ZM123 40V39H122ZM236 40V39H235ZM121 41V40H120ZM128 41H129V39H128ZM204 42H205V40H203ZM209 41V40H208ZM249 41V40H248ZM253 41H254V39H253ZM258 41V40H257ZM261 40H259V42H260ZM263 41V40H262ZM122 42V41H121ZM124 42H126V41H124ZM216 42V41H215ZM215 42H213V43H215ZM236 42V41H235ZM246 42V41H245ZM251 42V41H250ZM162 43V44H161ZM232 43V42H231ZM242 43V42H241ZM261 43V42H260ZM5 44V43H4ZM7 44V43H6ZM140 44V45H139ZM160 44H161V46H162V49H164L165 50V53H160V55L157 57H155V62L154 63H158L157 65H156V67L154 66V68H153V65H154V63L152 62V63H150L149 65H147L146 64V66H144V68H141V62L145 59V57H146V52H147V50H148V48H147V46H149V45H151L152 46V48H157V46H160ZM204 44H206V43H204ZM233 44V43H232ZM27 45V44H26ZM33 45V44H32ZM76 45V44H75ZM191 45V44H190ZM199 45V46H198ZM242 45V44H241ZM1 46V45H0ZM6 46V45H5ZM42 46V45H41ZM49 46V45H48ZM141 46V47H140ZM208 46H210V45H208ZM211 46H212V43H211ZM44 47V46H43ZM123 47V46H122ZM249 47V46H248ZM254 47V46H253ZM45 48V47H44ZM43 48V49H44ZM159 48V47H158ZM157 48V49H158ZM233 48V47H232ZM246 48V47H245ZM41 49V48H40ZM42 49V50H43ZM51 49V48H50ZM57 49V48H56ZM76 49H78V50H76ZM125 49H128L127 47H126V45H124V50ZM239 49V48H238ZM237 49V51H239ZM252 49H254L252 52H247V50H245L244 51V53H245V57H249V58H251V60L249 59V61L247 62L246 61V64H248L249 65V68L251 67V65H253V64H255L256 65V67H251V69L254 71V72H256V74H258V73H264V61H262L261 63H258L259 61H261L260 59H259V61L256 63L255 62V60H257V57L259 56L260 57V55L262 54L261 52H259L257 49L258 48H252ZM25 50V49H24ZM41 50V51H42ZM153 50V49H152ZM175 50V49H174ZM212 50V49H211ZM234 50V49H233ZM55 51V50H54ZM126 51V50H125ZM243 50H241V52H242ZM38 52V51H37ZM113 52L114 53H116L114 50H112V54L111 55H113ZM121 52V51H120ZM161 52H163V51H161ZM177 52V51H176ZM189 52H191V54L190 55H188V53ZM148 53V52H147ZM233 53V52H232ZM243 53V52H242ZM20 54V53H19ZM121 54V53H120ZM154 54V53H153ZM214 54H216L215 52H214ZM39 55V54H38ZM115 55V54H114ZM177 55V54H176ZM234 55V54H233ZM232 55V56H233ZM240 55H241V53H240ZM243 55V54H242ZM42 56V55H41ZM73 56H76V59L73 57ZM116 56H117V54H116ZM119 56V55H118ZM125 56H123V57H125ZM150 56V55H149ZM179 56H180V54H179ZM6 57L8 58V59H6ZM103 57V56H102ZM107 57V56H106ZM183 57V56H182ZM185 57V58H186ZM216 57V56H215ZM238 57V56H237ZM101 58V57H100ZM218 58V57H217ZM262 58V57H261ZM44 58H42V60H43ZM113 59V58H112ZM227 59V58H226ZM238 59V58H237ZM38 60V59H37ZM110 60V59H109ZM235 60V59H234ZM242 60H243V58H242ZM102 61V60H101ZM113 61H114V59H113ZM151 61V60H150ZM187 61H189V60H187ZM28 62V61H27ZM83 62V61H82ZM81 62V63H82ZM220 62V61H219ZM237 62V61H236ZM252 62H255V63H252ZM9 63H10V60L7 62V64L9 65ZM85 63V62H84ZM84 63L83 64H81V65H84ZM216 63V62H215ZM218 63V62H217ZM223 63V62H222ZM238 63V62H237ZM86 64V63H85ZM112 64V63H111ZM152 64V65H151ZM236 64V63H235ZM239 64H240V61H239ZM101 65V66H100ZM241 65H243V64H241ZM254 65V66H255ZM100 66V67H99ZM105 66H107V65H105ZM211 66V65H210ZM217 66V65H216ZM35 67V68H34ZM85 67V66H84ZM114 67H117L116 65L114 66ZM213 67V66H212ZM211 67V68H212ZM215 67V66H214ZM242 67V66H241ZM248 67V66H247ZM225 68V67H224ZM234 68V67H233ZM244 68H245V66H244ZM28 69V70H27ZM235 69H236V67H235ZM238 69V68H237ZM208 70H209V68H208ZM220 70V69H219ZM239 70V69H238ZM243 70V69H242ZM248 70V69H247ZM14 71V72H15ZM121 71V70H120ZM221 71V70H220ZM240 71V70H239ZM243 71H245V70H243ZM249 71H250V69H249ZM216 72H217V70H216ZM233 72H234V70H233ZM236 72V71H235ZM246 72V71H245ZM25 73V72H24ZM119 73H121V72H119ZM207 74V75H206ZM226 74H227V72H226ZM234 74V73H233ZM9 75H10V77H9ZM18 75V74H17ZM228 75V74H227ZM237 75V74H236ZM255 75V74H254ZM24 76V75H23ZM114 76V75H113ZM223 76V75H222ZM234 76V75H233ZM212 77H214V76H212ZM216 77V76H215ZM214 77V78H215ZM217 77H219V74L217 75ZM230 78H231V73H230V76H229ZM252 77H254L253 75H252ZM255 77H256V75H255ZM8 78H10L12 81H13V83H14V85H16L15 86V88L13 89V90H11L10 89V87H11V84L9 83L10 81L8 80ZM221 78V77H220ZM220 78H219V80H220ZM226 78V77H225ZM244 78V77H243ZM242 78V79H243ZM25 79V78H24ZM217 79V78H216ZM250 79H251V77H250ZM253 79H255V78H253ZM257 79V78H256ZM117 80V79H116ZM208 80V81H207ZM209 80H210V82H209ZM226 80V79H225ZM224 80V81H225ZM118 81H119V79H118ZM229 81H231V80H229ZM235 81V80H234ZM238 81V80H237ZM239 81L240 82H242V80L241 79H239ZM245 81H247V80H245ZM261 81V80H260ZM21 82V81H20ZM114 82V81H113ZM115 83V82H114ZM118 83V82H117ZM213 83H215L216 84V82L214 81ZM229 84V83H228ZM234 84V83H233ZM237 84H238V82H237ZM245 84H246V82H245ZM248 84V83H247ZM120 85V84H119ZM239 85V84H238ZM214 86V85H213ZM219 86V85H218ZM217 86V87H218ZM222 86V85H221ZM221 86H219L218 88H216L217 89V96L219 97H221V96H228L227 95V91L225 90V88H223V87H221ZM244 86V85H243ZM249 86H252V85H249ZM258 86V85H257ZM112 87V88H111ZM227 87V86H226ZM228 87H230V85L228 86ZM235 87V86H234ZM233 87V88H234ZM245 87V86H244ZM247 87H248V85H247ZM254 87V86H253ZM237 89V88H236ZM236 89H233L234 90V92H235V90ZM230 90V89H229ZM232 90V91H233ZM238 90V89H237ZM241 90H244V89H241ZM239 91V90H238ZM187 93V94H186ZM244 93V92H243ZM243 93H241V94H243ZM256 93H258V92H256ZM259 93H261V92H259ZM237 94H238V92H237ZM246 94V93H245ZM212 95H209L208 96V99H210V98H212L211 97ZM238 96L240 97V95L238 94ZM251 96V95H250ZM253 96V95H252ZM258 96V95H257ZM104 97L101 99V103H102V100L104 99ZM193 97V96H192ZM210 97V98H209ZM256 97V96H255ZM260 97H262V95H260ZM264 97V96H263ZM246 98V97H245ZM100 99H99V103H100ZM124 99H126V98H124ZM124 99H122L123 101H124ZM189 99H191V96H190V98ZM198 99V98H197ZM207 99V98H206ZM231 99H232V97H231ZM256 99H257V97H256ZM105 100V99H104ZM116 100V103H117V99H115ZM237 100V99H236ZM253 100V99H252ZM252 100H250V101H252ZM96 101H98V100H96ZM119 101V100H118ZM126 101H127V99H126ZM162 101H164V102H162ZM228 101V100H227ZM254 101V100H253ZM104 102V101H103ZM106 102V101H105ZM119 102H121V101H119ZM132 102V101H131ZM167 102H169V105H170V107L171 106H173L172 107V109L171 110H169L168 109V111H167V109H165V107L164 106H166V103ZM170 102L172 103V105L170 104ZM230 102L232 103V101L230 100ZM237 102V101H236ZM96 103V102H95ZM115 103V102H114ZM165 103V104H164ZM184 103V102H183ZM197 103V102H196ZM245 103H248V102H246L245 101ZM103 104L104 103H102V107H101V105H100V107L101 108H103ZM107 104V103H106ZM108 104H110V103H108ZM122 104H123V102H122ZM127 104H129V101H127ZM235 104V103H234ZM249 104V103H248ZM257 104V103H256ZM260 104V103H259ZM96 105V104H95ZM98 105V104H97ZM114 105V104H113ZM119 105V104H118ZM164 105V106H163ZM168 105V106H169ZM185 105V104H184ZM189 105V104H188ZM94 106V105H93ZM111 106V105H110ZM115 106V105H114ZM114 106H112V108L114 107ZM128 106V105H127ZM130 106V105H129ZM132 106V105H131ZM174 106H176V107H174ZM179 106V105H178ZM237 106V105H236ZM104 107H105V105H104ZM118 107V106H117ZM121 107V106H120ZM134 107V106H133ZM229 107H230V105H229ZM232 107V106H231ZM115 108V107H114ZM124 108V107H123ZM144 108H145V106H144ZM148 108V107H147ZM164 108V109H163ZM167 108V107H166ZM186 108V107H185ZM246 108V107H245ZM254 108V107H253ZM258 108H259V106H258ZM257 108V109H258ZM262 108V107H261ZM104 109V108H103ZM102 109V111H104ZM108 109V108H107ZM110 109H111V107H110ZM110 109H108V110H110ZM128 109H130V108H128ZM135 109V110H136ZM187 109H188V107H187ZM233 109V108H232ZM98 110V109H97ZM99 110H100V108H99ZM112 110V109H111ZM110 110V111H111ZM215 110V109H214ZM237 110V109H236ZM249 110V109H248ZM248 110H247V112H248ZM256 110V109H255ZM91 111H93V110H91ZM101 111V110H100ZM105 111H107L106 109H105ZM128 111V110H127ZM146 111V110H145ZM186 111V110H185ZM234 111V110H233ZM238 111V110H237ZM140 112V111H139ZM216 112L218 113V110H216ZM229 112H231L230 111V109H229ZM235 112V111H234ZM234 112H233V114H234ZM94 113V112H93ZM104 113H106V112H104ZM111 113V112H110ZM134 113H135V111H134ZM136 113H138V111L136 112ZM135 113V114H136ZM188 113V112H187ZM220 113V112H219ZM218 113V114H219ZM257 113V112H256ZM89 114H91V113H89ZM96 114V113H95ZM108 114V113H107ZM131 114V113H130ZM237 114V113H236ZM109 115V114H108ZM117 115V114H116ZM128 116H129V114H127ZM126 115V116H127ZM239 115V114H238ZM220 116V115H219ZM221 116H222V113H221ZM88 117H89V115H88ZM131 117V116H130ZM222 117H224V115L222 116ZM254 117V116H253ZM95 118V117H94ZM118 118V117H117ZM119 118H121V117H119ZM119 118H118V120H119ZM129 118V117H128ZM201 118V117H200ZM226 117H224V119H225ZM92 119V118H91ZM98 119V118H97ZM116 119V118H115ZM114 119V120H115ZM125 119H127V118H125ZM202 119V118H201ZM242 119V118H241ZM89 120V119H88ZM251 120V119H250ZM111 121V120H110ZM122 121V120H121ZM129 121V120H128ZM139 120H137V122H138ZM196 121H197V118H196ZM229 121V120H228ZM94 122V121H93ZM96 122V121H95ZM144 122V121H143ZM198 122V121H197ZM88 123H89V121H88ZM91 123V122H90ZM117 123V122H116ZM120 123V122H119ZM124 127H125V125L127 126L128 124H129V122H126V121H124ZM128 123V124H127ZM134 123V122H133ZM144 123V124H145ZM162 123H164V124H162ZM219 123V122H218ZM112 124V123H111ZM113 124H115V123H113ZM118 124V123H117ZM116 124V125H117ZM139 124H140V122H139ZM143 124V125H144ZM197 124V123H196ZM222 124V123H221ZM136 125V124H135ZM228 125V124H227ZM88 126H91V124L90 125H88ZM100 126V125H99ZM109 126V125H108ZM145 126V125H144ZM144 126H142V127H144ZM147 126V125H146ZM147 126V127H148ZM224 126V125H223ZM86 127V126H85ZM118 127V126H117ZM137 127V126H136ZM141 127V128H142ZM154 127V126H153ZM156 127V126H155ZM162 127V126H161ZM172 127H174V126H172ZM198 127V128H199ZM237 127V126H236ZM235 127V128H236ZM243 127V126H242ZM245 127V126H244ZM243 127V128H244ZM81 128V127H80ZM91 128V127H90ZM93 128V127H92ZM116 128V127H115ZM131 128V127H130ZM129 128V129H130ZM133 128V127H132ZM139 128V127H138ZM145 128V127H144ZM150 128H152V126L150 127ZM149 128V129H150ZM158 128H160V126L158 127ZM165 128H168V127H165ZM176 126H175V129L174 130H176ZM245 128H247V127H245ZM257 128V127H256ZM83 129V128H82ZM82 129H81V131H82ZM87 129V128H86ZM108 129V128H107ZM117 129V128H116ZM133 129H136V128H133ZM146 129V128H145ZM180 129H182L181 127H180ZM179 129V130H180ZM184 129V128H183ZM240 129V128H239ZM249 129V128H248ZM85 130V129H84ZM82 131V132H86V131ZM90 130V129H89ZM94 130H96V128H94ZM102 130V129H101ZM101 130H98V132H100ZM121 130V129H120ZM119 130V131H120ZM126 130V129H125ZM131 130V129H130ZM137 130V129H136ZM144 130V129H143ZM147 130V129H146ZM151 130V129H150ZM173 130V129H172ZM178 130V131H179ZM193 130H192V132H193ZM244 130V129H243ZM78 131H80V130H78ZM77 131V132H78ZM111 131V130H110ZM109 131V132H110ZM128 131V130H127ZM138 131V130H137ZM152 131V130H151ZM163 131V130H162ZM161 131V132H162ZM182 131V130H181ZM180 131V132H181ZM188 131V130H187ZM199 131V130H198ZM236 131V130H235ZM234 131V132H235ZM238 131V130H237ZM236 131V132H237ZM240 131V133H241V129L239 130ZM246 131L248 132V130L246 129ZM76 132V133H77ZM102 132V131H101ZM105 132H106V130H105ZM105 132H104V135H105ZM108 132V131H107ZM121 132V131H120ZM134 131H132V133H133ZM136 132V131H135ZM145 132V131H144ZM148 132V131H147ZM146 132V133H147ZM160 132V131H159ZM160 132V133H161ZM167 132H168V129H167ZM170 132V131H169ZM175 132V131H174ZM177 132V131H176ZM189 132V131H188ZM192 132H189V133H192ZM233 132V131H232ZM251 132V131H250ZM262 132V131H261ZM81 133V132H80ZM84 133H82V134H84ZM87 133V132H86ZM90 133V132H89ZM97 133V132H96ZM110 133H112V131L110 132ZM109 133V134H110ZM126 133L127 132H125V135L122 133H117L118 135H120V140L122 141V144H123V147L125 148L124 150H129L128 152H130V155H131V152L133 153V155L135 154V156L138 158V159H142V155H144V153H143V143H142V141H139V140H137V141H134V139L133 138H131L130 136H127L128 138H130V139H133V141L131 140H129L127 137H126ZM130 133V132H129ZM137 133V132H136ZM138 133H140L139 131H138ZM149 133V132H148ZM147 133V134H148ZM178 133V132H177ZM183 133V132H182ZM188 133V134H189ZM194 133V132H193ZM200 133V132H199ZM208 133V132H207ZM211 133V132H210ZM214 133V132H213ZM238 133V132H237ZM252 133V132H251ZM257 133V132H256ZM264 133V132H263ZM262 133V134H263ZM101 134V133H100ZM134 134V133H133ZM147 134H146V136H147ZM152 134V133H151ZM151 134H148V135H151ZM157 134V133H156ZM155 134V135H156ZM162 134V133H161ZM171 134V133H170ZM170 134H168V135H170ZM242 134H244L243 132H242ZM246 134H248V133H246ZM258 134V133H257ZM76 135V134H75ZM89 135V134H88ZM106 135H107V133H106ZM105 135V136H106ZM127 135H129V134H127ZM138 135V134H137ZM141 135H144V133L143 134H141ZM160 135V134H159ZM172 135V134H171ZM186 135V134H185ZM192 135V134H191ZM205 135V134H204ZM209 136V134H206V136ZM215 135V134H214ZM239 135H241V134H239ZM245 135V134H244ZM78 136H79V134H78ZM90 136L91 135H89L88 137L90 138ZM136 136V135H135ZM145 136V135H144ZM143 136V137H144ZM180 136V135H179ZM210 136H211V134H210ZM213 136V135H212ZM235 136V135H234ZM249 136H250V134H249ZM249 136H248V138H249ZM251 136H253V135H251ZM77 137V136H76ZM86 138H87V136H85ZM92 137V136H91ZM93 137H94V135H93ZM92 137V138H93ZM103 136L101 135V138H102ZM107 137V136H106ZM118 137V136H117ZM117 137H116V139H117ZM138 137V136H137ZM149 137H152V136H149ZM157 137V136H156ZM160 137H162V135H160ZM164 137V136H163ZM177 137V136H176ZM197 137H200V136H197ZM214 137V136H213ZM241 137V136H240ZM245 137H247V136H245ZM75 138V137H74ZM85 138V141L87 140ZM98 138V137H97ZM115 138V137H114ZM135 138V137H134ZM140 138V137H139ZM145 138V137H144ZM147 138V137H146ZM145 138V139H146ZM172 138V137H171ZM182 138V137H181ZM185 138V137H184ZM204 138H206V137H204ZM203 138V139H204ZM211 138V139H210ZM209 139L210 140H212V137H210ZM233 138V137H232ZM239 138V137H238ZM252 138V137H251ZM264 138V137H263ZM94 139H96V137L94 138ZM99 139V138H98ZM112 139H113V137H112ZM137 139V138H136ZM157 139V138H156ZM164 139H168V137H166V138H164ZM185 139H187V138H185ZM196 139V138H195ZM195 139H194V141H195ZM198 139V138H197ZM208 139V140H209ZM216 139V138H215ZM220 139V138H219ZM218 139V140H219ZM231 139V138H230ZM247 139V138H246ZM76 140V139H75ZM88 140H90V139H88ZM87 140V141H88ZM101 141H102V139H100ZM111 140V139H110ZM114 140V139H113ZM141 140V139H140ZM158 140V139H157ZM175 140V139H174ZM182 140V139H181ZM180 140V141H181ZM193 140V139H192ZM202 140V139H201ZM206 140V139H205ZM209 140V141H210ZM217 140V139H216ZM221 140V139H220ZM250 140V139H249ZM84 141V140H83ZM99 141V140H98ZM105 141V140H104ZM103 141V142H104ZM107 141H109L107 138H106V142ZM119 141V140H118ZM198 141H200L199 139H198ZM227 141V140H226ZM245 141V140H244ZM258 141V140H257ZM90 142V141H89ZM92 142V141H91ZM93 142H96L95 140L93 141ZM100 142V141H99ZM111 142H113V141H111ZM116 142H117V140H116ZM147 142V141H146ZM159 142V141H158ZM166 142V141H165ZM174 142V141H173ZM191 142V141H190ZM206 142H208V141H206ZM222 142V141H221ZM224 142V141H223ZM227 142H229V141H227ZM242 142V141H241ZM260 142V141H259ZM81 143V142H80ZM86 143V142H85ZM105 143V142H104ZM114 143V142H113ZM118 143V142H117ZM145 143V142H144ZM154 143V142H153ZM157 143V142H156ZM163 143H164V141H163ZM166 143H168V142H166ZM182 143V142H181ZM193 143V142H192ZM191 143V144H192ZM195 143V142H194ZM200 143H202L201 141L199 142V144ZM208 143H210V142H208ZM214 143V142H213ZM220 143V142H219ZM231 143V142H230ZM248 143V142H247ZM251 143V142H250ZM249 143V144H250ZM255 143V142H254ZM263 143V142H262ZM100 144V143H99ZM121 143H120V146L122 145ZM155 144V143H154ZM162 144V143H161ZM160 144V145H161ZM169 144V143H168ZM180 144V143H179ZM198 144V145H199ZM210 144H212V142L210 143ZM215 144H216V142H215ZM226 144H228V143H226ZM243 144V143H242ZM249 144H247L248 146H249ZM252 144V143H251ZM250 144V145H251ZM83 145V144H82ZM86 145V144H85ZM85 145H84V147H85ZM97 145V144H96ZM118 145H119V143H118ZM145 145V144H144ZM158 145V144H157ZM156 145V146H157ZM164 146H165V143L163 144ZM170 145V144H169ZM201 145V144H200ZM222 145V144H221ZM230 145V144H229ZM228 145V146H229ZM238 145V144H237ZM79 146H81V145H79ZM88 146V145H87ZM86 146V147H87ZM101 146V145H100ZM100 146H98L99 148H100ZM103 146V145H102ZM109 146V145H108ZM146 146V145H145ZM171 146V148H172V145H170ZM178 146V145H177ZM196 146V145H195ZM212 146H215V145H212ZM211 146V147H212ZM218 146V145H217ZM232 146V145H231ZM239 146V145H238ZM89 147V146H88ZM93 147V145L91 146V144H90V148H92ZM106 147V145L103 147V148H105ZM111 147V146H110ZM113 147V146H112ZM148 147V146H147ZM159 147V146H158ZM157 147V148H158ZM160 147H162V146H160ZM189 147V146H188ZM240 148H241V146H239ZM102 148V149H103ZM118 148V147H117ZM195 148V147H194ZM200 147H198V149H199ZM206 148V147H205ZM235 149H237L236 148V146L234 147ZM251 148H252V146H251ZM259 148V147H258ZM263 148V147H262ZM148 149H149V147H148ZM156 149V148H155ZM165 149V148H164ZM168 149H169V147H168ZM185 149V148H184ZM208 149V148H207ZM209 149H210V147H209ZM235 149H234V151H235ZM245 149V148H244ZM264 149V148H263ZM92 150H94V149H92ZM92 150H90V153L88 152V154H91V151ZM97 150V149H96ZM108 150H109V148H108ZM111 150H113L112 148H111ZM169 150H171V149H169ZM180 150H182V149H180ZM191 150V149H190ZM193 150V149H192ZM191 150V151H192ZM214 150V149H213ZM239 150V149H238ZM238 150H236L237 152H238ZM241 150V149H240ZM239 150V151H240ZM250 150V149H249ZM104 151H106L105 149H104ZM104 151H102V154H103V152ZM155 151V150H154ZM153 151V152H154ZM156 151H157V149H156ZM166 151V150H165ZM164 151V152H165ZM173 151V150H172ZM184 151V150H183ZM187 151V150H186ZM185 151V152H186ZM189 151V150H188ZM230 151V150H229ZM233 151V150H232ZM241 151H243V150H241ZM240 151V152H241ZM258 151V150H257ZM260 151H262V150H260ZM112 152H116V151H112ZM149 152V151H148ZM160 152V151H159ZM175 151H173V153H174ZM248 152V151H247ZM250 152H252V151H250ZM98 154H99V156H97V159L100 157V152H99V150H98V152H97ZM157 153V152H156ZM167 151H166V155H167ZM176 153V152H175ZM180 153V152H179ZM182 153V152H181ZM194 153V152H193ZM192 153V154H193ZM196 153V152H195ZM236 153V152H235ZM239 153V152H238ZM237 153V154H238ZM94 154H95V152H94ZM117 154V153H116ZM149 154V153H148ZM163 154V153H162ZM170 154V153H169ZM186 154V153H185ZM210 154H211V152H210ZM245 154V153H244ZM120 155V154H119ZM121 155H122V153H121ZM165 155V154H164ZM171 155V154H170ZM178 155V154H177ZM175 156V157H178V156ZM181 155V154H180ZM194 155V154H193ZM195 155H198V154H195ZM200 156H202L201 154H199ZM199 155H198V157H199ZM208 155V154H207ZM241 155V154H240ZM246 155V154H245ZM259 155V154H258ZM92 156V155H91ZM96 156V155H95ZM116 156V155H115ZM155 156H156V154H155ZM168 156V155H167ZM187 156V155H186ZM188 156H189V154H188ZM224 156V155H223ZM247 156V155H246ZM254 156V155H253ZM90 157V156H89ZM89 157H88V159H89ZM104 157V156H103ZM114 157V156H113ZM120 157V156H119ZM173 157V156H172ZM171 157V158H172ZM190 157V156H189ZM196 158L195 159H197L198 160V158H197V156H195ZM207 157H209V156H207ZM85 158V157H84ZM117 158V157H116ZM127 158V157H126ZM137 158H136V160H137ZM153 158H154V156H153ZM163 158H165V157H163ZM171 158H169V159H171ZM179 158V157H178ZM182 158V157H181ZM184 158V157H183ZM255 158V157H254ZM118 159V158H117ZM124 159H125V157H124ZM166 159V158H165ZM174 159V158H173ZM192 159V158H191ZM199 159H200V161L199 162H201V160L203 159L204 160V158L203 157H199ZM236 159V158H235ZM243 159V158H242ZM241 159V160H242ZM87 160V159H86ZM91 160V159H90ZM136 160H135V162H136ZM145 160V159H144ZM147 160V159H146ZM176 160H177V158H176ZM206 160V159H205ZM237 160V159H236ZM99 161V160H98ZM125 161V160H124ZM127 162H129L128 160H126ZM130 161H132V160H130ZM147 161H149V160H147ZM147 161L145 162V163H147ZM155 161V160H154ZM160 161V160H159ZM162 161V160H161ZM169 161V160H168ZM179 161V160H178ZM180 161H181V159H180ZM244 161H245V159H244ZM243 161V162H244ZM249 161H252L251 159H249ZM93 162V161H92ZM152 162V161H151ZM82 163H84V162H82ZM88 163H89V160H88ZM97 163V162H96ZM96 163H94V164H96ZM144 163V162H143ZM162 163V162H161ZM170 163V162H169ZM174 163H176V162H174ZM234 163V162H233ZM86 164V163H85ZM93 164V165H94ZM100 164H102L101 162H100ZM99 164V165H100ZM131 164H132V162H131ZM130 164V165H131ZM158 164H159V166H160V163L158 162ZM167 165H168V162L166 163ZM165 164V165H166ZM171 165L173 164L172 162L170 163ZM184 164V163H183ZM80 165V164H79ZM134 165V164H133ZM136 165V164H135ZM141 165V164H140ZM139 165V166H140ZM162 165V164H161ZM166 165V166H167ZM176 165V164H175ZM47 166H49V165H47ZM84 166H86V165H84ZM103 166H104V164H103ZM138 166V165H137ZM148 166V165H147ZM164 166V165H163ZM179 166H181V164L179 165ZM205 166H207V164H205ZM43 167V166H42ZM52 167V166H51ZM55 167V166H54ZM83 167V166H82ZM89 167V166H88ZM101 167V166H100ZM106 167V166H105ZM135 167V166H134ZM145 167V166H144ZM156 168H157V166H155ZM169 167V166H168ZM85 168V167H84ZM108 168V167H107ZM137 168V167H136ZM166 168V167H165ZM165 168H163V169H165ZM170 168H172V167H170ZM170 168H169V170H170ZM182 168V167H181ZM36 169H38V168H36ZM41 169V168H40ZM49 169V168H48ZM54 169V168H53ZM62 169V168H61ZM59 170V171H62V170ZM78 169V168H77ZM81 171H84V170H82V168H79ZM89 169V168H88ZM147 169H150V168H147ZM153 169V168H152ZM167 169V168H166ZM176 169H179V168H176ZM31 170V169H30ZM30 170L28 171V172H30ZM51 169H49V171H50ZM91 170V169H90ZM93 170H95V169H93ZM92 170V171H93ZM97 170H99L98 169V167H97ZM97 170H95L96 172H97ZM137 170V169H136ZM172 170V169H171ZM181 170V169H180ZM210 170V169H209ZM47 171V170H46ZM67 171H66V174L65 175H67ZM105 171V170H104ZM107 171V170H106ZM110 171V170H109ZM108 171V172H109ZM152 171V170H151ZM164 171V170H163ZM167 171V170H166ZM173 171H174V168H173ZM182 171V170H181ZM32 172V171H31ZM39 172H40V170H39ZM39 172H38V174H39ZM137 172V171H136ZM145 172V171H144ZM150 172V171H149ZM156 172H158V171H156ZM177 172V171H176ZM213 172V171H212ZM43 173H45L44 171H43ZM63 173V172H62ZM61 173V174H62ZM82 173V172H81ZM91 173V172H90ZM93 173V172H92ZM99 173V172H98ZM139 174H140V172H138ZM146 173V172H145ZM151 173V172H150ZM154 173V172H153ZM152 173V174H153ZM183 173H185V172H183ZM31 174V173H30ZM33 174V173H32ZM58 174H59V172H58ZM73 174V173H72ZM71 174V175H72ZM78 174V173H77ZM96 174V173H95ZM110 174H111V172H110ZM149 174V173H148ZM159 174H160V172H159ZM162 174V173H161ZM169 174V173H168ZM167 174V175H168ZM175 174H178V173H175ZM213 174V173H212ZM28 175V174H27ZM45 175V174H44ZM50 175V174H49ZM55 175V174H54ZM86 175V174H85ZM145 175V174H144ZM143 175V176H144ZM174 175V174H173ZM186 175V174H185ZM185 175H181V176H185ZM28 176H30V175H28ZM47 176V175H46ZM67 176H69V175H67ZM74 176H76V175H74ZM108 176V175H107ZM147 176V175H146ZM164 176H166V175H164ZM178 176V175H177ZM213 176V175H212ZM32 177V176H31ZM50 177V176H49ZM48 177V178H49ZM57 177V176H56ZM70 177V176H69ZM69 177H67V178H69ZM139 177V176H138ZM148 177V176H147ZM151 177V176H150ZM154 177V176H153ZM158 177V176H157ZM172 177V176H171ZM185 177H187V176H185ZM221 177V176H220ZM33 179H34V177H32ZM36 178V177H35ZM38 178V177H37ZM36 178V179H37ZM52 178V177H51ZM50 178V179H51ZM61 178V177H60ZM62 178H63V175H62ZM71 179H72V177H70ZM74 178V177H73ZM136 178V177H135ZM141 178V177H140ZM154 178H156V177H154ZM54 176H53V182H54ZM57 179H58V177H57ZM137 179H139V178H137ZM160 179V178H159ZM162 179V178H161ZM165 178H163V180H164ZM170 179V178H169ZM181 179V178H180ZM180 179H178V181H180ZM184 179V178H183ZM203 179V178H202ZM214 179V178H213ZM248 179V178H247ZM257 179V178H256ZM19 180H22V181H20L21 183L20 184H17V185H15L16 183H14V182H17V183H19L18 181ZM65 180H67V179H65ZM103 180V179H102ZM110 180V179H109ZM127 180V179H126ZM140 180H142V179H140ZM139 180V181H140ZM145 180V179H144ZM166 180V179H165ZM173 180V179H172ZM182 180V179H181ZM188 180V179H187ZM229 180V179H228ZM36 181V180H35ZM42 181V180H41ZM44 181V180H43ZM62 181V180H61ZM61 181H58V183L59 182H61ZM64 181V180H63ZM85 181V180H84ZM111 181V180H110ZM113 181V180H112ZM138 181V180H137ZM149 181H150V179H149ZM169 181V180H168ZM171 181V180H170ZM185 181H186V179H185ZM230 181V180H229ZM37 182H38V179H37ZM40 182V181H39ZM38 182V183H39ZM45 182V181H44ZM43 182V183H44ZM56 182V181H55ZM94 182V181H93ZM121 182V181H120ZM166 182V181H165ZM175 182H177V181H175ZM187 182V181H186ZM228 182V181H227ZM42 183V184H43ZM45 183H47V182H45ZM44 183V184H45ZM110 183V182H109ZM113 183V182H112ZM118 184H119V182H117ZM124 183V182H123ZM144 183V182H143ZM143 183H141V184H143ZM147 183H149V182H147ZM174 183V182H173ZM178 183V182H177ZM203 183V182H202ZM34 184V183H33ZM32 184V185H33ZM48 184V183H47ZM61 184V183H60ZM113 184H116V183H113ZM112 184V185H113ZM134 184V183H133ZM136 184H138L137 182H136ZM141 184H139V185H141ZM150 184V183H149ZM148 184V185H149ZM169 184V183H168ZM180 184V183H179ZM183 184V183H182ZM187 184H189V183H187ZM209 184V183H208ZM41 185V184H40ZM73 185V184H72ZM127 185V184H126ZM129 185H131L130 183H129ZM128 185V186H129ZM164 185H165V183H164ZM190 185V184H189ZM188 185V186H189ZM35 186V185H34ZM44 186V185H43ZM118 186V185H117ZM124 186V185H123ZM122 186V187H123ZM128 186H126V187H128ZM144 186H145V183H144ZM143 186V187H144ZM169 186V185H168ZM179 186V185H178ZM195 186H197V185H195ZM228 186V185H227ZM33 187V186H32ZM114 187H115V185H114ZM130 187V186H129ZM132 187H133V185H132ZM137 187V186H136ZM147 187V186H146ZM166 187V186H165ZM185 187V186H184ZM3 188V187H2ZM39 188H41L40 186H39ZM116 188V187H115ZM135 188V187H134ZM137 188H139V187H137ZM136 188V189H137ZM142 188V187H141ZM145 188V187H144ZM143 188V189H144ZM167 188V187H166ZM177 188V187H176ZM186 188V187H185ZM233 188V187H232ZM43 189V188H42ZM42 189H40L41 191H42ZM45 189V188H44ZM72 189V188H71ZM109 189H110V191H111V188L109 187ZM120 189H121V187H120ZM133 189V188H132ZM178 189V188H177ZM177 189H176V191H177ZM183 188H181L180 190L181 191H183L182 190ZM191 189V188H190ZM193 189V188H192ZM30 190H31V192H30ZM134 190V189H133ZM187 190V189H186ZM188 190H189V188H188ZM196 190V189H195ZM216 190V189H215ZM251 190V189H250ZM253 190V189H252ZM35 191V190H34ZM37 191V190H36ZM38 191H39V189H38ZM45 191V190H44ZM98 191H100V190H98ZM124 191L126 192V190L124 189ZM130 191V190H129ZM179 191V190H178ZM180 191V192H181ZM192 191V190H191ZM190 191V192H191ZM205 191V190H204ZM13 196H15L16 195V192H15V190L14 191H9ZM112 192V191H111ZM115 191H113V193H114ZM121 192V191H120ZM135 192H137V190L136 191H134V193ZM186 192V191H185ZM209 192V191H208ZM0 193H5V191H2V189H0ZM41 193V195H42V192H40ZM44 193H46V192H44ZM43 193V194H44ZM71 193V192H70ZM128 193V192H127ZM127 193H126V196H129L130 195V193H129V195H127ZM133 193V192H132ZM178 193V192H177ZM191 193H193V192H191ZM191 193H189L190 195H187V197H191ZM6 194H8V193H6ZM33 194H35V193H33ZM39 194V193H38ZM53 194V193H52ZM95 194V193H94ZM107 194V193H106ZM186 194V193H185ZM185 194H183V195H185ZM195 194H197V193H195ZM243 194V193H242ZM35 195H37V194H35ZM34 195V196H35ZM45 195V194H44ZM44 195H43V197H44ZM57 195V194H56ZM111 195H113V194H111ZM120 195V194H119ZM123 195H124V193H123ZM176 195V194H175ZM178 195H180V194H178ZM207 195H209V194H207ZM248 195V194H247ZM252 195V194H251ZM33 196V195H32ZM67 196V195H66ZM114 196H116V194L114 195ZM122 196V195H121ZM186 196V195H185ZM198 196V195H197ZM220 196H221V194H220ZM253 196V195H252ZM3 197V196H2ZM30 197V196H29ZM28 197V198H29ZM37 197V196H36ZM38 197H40V195H38ZM46 197V196H45ZM48 197V196H47ZM96 197V196H95ZM102 197V196H101ZM100 197V198H101ZM124 197H125V195H124ZM177 197V196H176ZM175 197V198H176ZM179 197V196H178ZM178 197H177V199H178ZM181 197H182V195H181ZM192 197H193V194H192ZM245 197V196H244ZM32 198V197H31ZM34 198V197H33ZM40 198H42V197H40ZM81 198V197H80ZM99 198V199H100ZM122 198H123V196H122ZM121 198V199H122ZM130 198V197H129ZM197 198V197H196ZM218 198H221L222 199V197H218ZM217 198V199H218ZM226 198V197H225ZM1 199V198H0ZM34 199H36V198H34ZM82 199V198H81ZM114 199V198H113ZM115 199H119V198H115ZM182 199V198H181ZM186 198L184 197V200H185ZM188 199V198H187ZM186 199V200H187ZM199 199V198H198ZM203 199V198H202ZM214 200H215V198H213ZM228 199V198H227ZM229 199H231V198H229ZM30 200V199H29ZM37 200V199H36ZM43 200H44V198H43ZM42 200V201H43ZM64 200V199H63ZM183 200V201H184ZM186 200H185V202H186ZM205 200V199H204ZM213 200V201H214ZM247 200V199H246ZM31 201V200H30ZM32 201H33V199H32ZM38 202H39V200H37ZM41 201V200H40ZM117 201V200H116ZM119 201H120V199H119ZM118 201V202H119ZM180 201V200H179ZM191 201H192V199H191ZM194 201L195 200H193L192 202L194 203ZM199 201H200V199H199ZM207 202H208V199L206 200ZM210 201V200H209ZM239 201V200H238ZM260 201V200H259ZM4 202V201H3ZM10 202V201H9ZM181 202H182V200H181ZM196 202H198L197 200H196ZM211 202H212V200H211ZM215 202H216V200H215ZM217 202H218V200H217ZM220 202L221 201H219V204H220ZM224 202V201H223ZM226 202V201H225ZM224 202V203H225ZM233 202V201H232ZM13 203V202H12ZM20 204H22L21 203V201L19 202ZM41 203V202H40ZM44 203H46L45 202V200H44ZM184 203V202H183ZM182 203V204H183ZM187 203V202H186ZM202 203V202H201ZM222 203V202H221ZM47 204V203H46ZM45 204V205H46ZM49 204V203H48ZM51 204V206H49L50 207V209H51V207H52V202L50 203ZM54 204V203H53ZM60 204V203H59ZM190 204H191V202H190ZM195 204H198V203H195ZM203 204V203H202ZM206 204V203H205ZM208 204L209 203H207V207H208ZM212 204V203H211ZM214 204V203H213ZM216 204V203H215ZM23 205V204H22ZM44 205V204H43ZM73 206H74V204H72ZM187 205V204H186ZM204 205V204H203ZM12 206V205H11ZM15 206H16V204H15ZM14 206V207H15ZM59 206V205H58ZM109 206V205H108ZM183 206V205H182ZM188 206H189V204H188ZM200 206V205H199ZM198 206V207H199ZM209 206H212V205H209ZM216 206V205H215ZM225 206H226V203H225ZM255 206V205H254ZM18 207V206H17ZM19 207H20V205H19ZM47 207V206H46ZM195 207V206H194ZM204 207V206H203ZM21 208V207H20ZM53 208V207H52ZM57 208V207H56ZM55 208V209H56ZM174 208V207H173ZM182 208V207H181ZM184 209H186L187 208V206H186V208L185 207H183ZM191 208H193V206L191 207ZM196 208V207H195ZM201 208V207H200ZM213 208V207H212ZM225 208V207H224ZM7 209V208H6ZM5 209V210H6ZM9 209V208H8ZM14 209V208H13ZM19 209V208H18ZM18 209H16V210H18ZM60 209V208H59ZM108 209V208H107ZM107 209H106V211H107ZM194 209V208H193ZM211 209V208H210ZM219 209V208H218ZM223 209V208H222ZM11 210V209H10ZM33 210H35V209H33ZM52 211L54 210V208L53 209H51ZM57 210V209H56ZM187 210V209H186ZM185 210V211H186ZM198 210V209H197ZM204 208H203V210H202V212H204ZM207 210V209H206ZM217 210V209H216ZM215 210V211H216ZM262 210V209H261ZM12 211V210H11ZM21 211V210H20ZM50 211V210H49ZM97 211V210H96ZM210 211V210H209ZM2 212H3V209H2ZM7 212V211H6ZM5 212V213H6ZM35 212V211H34ZM55 212V211H54ZM53 212V214L55 215V213ZM60 212V211H59ZM158 213H160L159 211H157ZM5 213H3L4 215H6V217L5 216H1L2 214H1V212H0V228L3 226V225H5L6 223H7V220H9V217H10V215H9V217L7 216L8 215V213L7 214H5ZM10 213V212H9ZM83 213V212H82ZM99 213V212H98ZM147 213H148V210H147ZM149 213H150V211H149ZM154 213V212H153ZM187 213V212H186ZM205 213V212H204ZM207 213V212H206ZM205 213V214H206ZM214 213V212H213ZM255 213V212H254ZM14 214V213H13ZM24 214V213H23ZM26 214V213H25ZM32 214V213H31ZM50 214V213H49ZM52 214V215H53ZM62 214V213H61ZM100 214H102V213H100ZM12 215V214H11ZM15 215V214H14ZM53 215V216H54ZM138 215V214H137ZM161 215V214H160ZM210 215V214H209ZM13 216V215H12ZM12 216H11V221L13 220L12 219ZM27 216V215H26ZM56 216V215H55ZM100 216V215H99ZM126 216V215H125ZM158 216H159V214H158ZM259 216V215H258ZM15 217V216H14ZM16 217H17V215H16ZM23 217V216H22ZM52 217V216H51ZM101 217H103V216H101ZM128 217V216H127ZM130 218H131V216H129ZM133 217V216H132ZM8 218V219H7ZM17 218H19V217H17ZM16 218V219H17ZM24 218V217H23ZM100 218V217H99ZM98 218V219H99ZM104 218H105V216H104ZM138 218V217H137ZM149 218V217H148ZM154 218V217H153ZM157 218V217H156ZM199 218V217H198ZM201 218V217H200ZM54 218H52V220H53ZM93 219V218H92ZM97 219V220H98ZM100 219H102V218H100ZM123 219V218H122ZM125 219V218H124ZM133 219H134V217H133ZM210 219V218H209ZM244 219V218H243ZM55 220V219H54ZM53 220V221H54ZM56 220H58V219H56ZM87 220V219H86ZM108 220V219H107ZM121 220V219H120ZM119 220V221H120ZM130 220H132V219H130ZM148 220V219H147ZM156 220V219H155ZM159 220H161L160 218H159ZM203 220V219H202ZM205 220V219H204ZM35 221V220H34ZM99 221V220H98ZM100 221H102V220H100ZM109 221V220H108ZM118 221V222H119ZM124 221V220H123ZM138 220L136 219V221H135V223L134 224H136V223H138L137 222ZM56 222V221H55ZM58 222V221H57ZM111 223H112V221H110ZM121 222V221H120ZM125 222V221H124ZM127 222V221H126ZM133 222V221H132ZM148 223H149V221H147ZM89 223V222H88ZM109 223V222H108ZM114 223H116V220H115V222ZM113 223V224H114ZM128 223V222H127ZM130 223H131V221H130ZM156 223H158V222H156ZM161 223V222H160ZM110 224V223H109ZM109 224H107L108 226H110ZM120 224V223H119ZM121 224H122V222H121ZM125 224V223H124ZM132 224V223H131ZM150 224V223H149ZM151 224H153L152 222H151ZM150 224V225H151ZM57 225H58V223H57ZM89 225H90V223H89ZM126 225V224H125ZM137 225V224H136ZM143 225H144V223H143ZM208 225V224H207ZM59 226H60V223H59ZM92 226H93V224H92ZM100 226V225H99ZM106 225L104 224V227H105ZM115 226V225H114ZM114 226H112V227H114ZM135 226V225H134ZM147 226V225H146ZM145 226V227H146ZM149 226V225H148ZM157 226V225H156ZM263 226V225H262ZM56 227V226H55ZM76 227V226H75ZM86 227H87V225H86ZM107 227V226H106ZM105 227V228H106ZM126 226H124L123 228H125ZM244 227V226H243ZM57 228H58V226H57ZM94 228V227H93ZM105 228H104V230H105ZM110 228V227H109ZM147 228V227H146ZM254 228H255V226H254ZM254 228H253V230H254ZM257 228V227H256ZM62 229V228H61ZM99 229V228H98ZM100 229H102V228H100ZM107 229V228H106ZM112 229H115V228H112ZM120 229V228H119ZM122 229V228H121ZM133 229V228H132ZM148 229H150V228H148ZM152 229V228H151ZM245 229H248V228H246V226H245ZM258 229V228H257ZM6 230V229H5ZM67 230V229H66ZM122 230H124V229H122ZM210 230V229H209ZM237 230V229H236ZM240 230V229H239ZM253 230H251V232L253 231ZM259 230H261V229H259ZM97 231V230H96ZM100 231V230H99ZM106 231V230H105ZM104 231V232H105ZM149 231V230H148ZM148 231H147V233H148ZM151 231V230H150ZM242 231V230H241ZM249 231V230H248ZM256 231V230H255ZM54 232H56V230L54 231ZM60 232V231H59ZM144 232H145V229H144ZM179 232V231H178ZM204 232H206L205 230H204ZM220 232V231H219ZM261 232V231H260ZM263 232V231H262ZM262 232H261V234H262ZM53 233V232H52ZM102 233V232H101ZM149 233H151V232H149ZM148 233V234H149ZM221 233V232H220ZM219 233V234H220ZM250 233V232H249ZM256 233V232H255ZM96 234H98L97 232H96ZM147 234V235H148ZM213 235H215L214 233H212ZM226 234H228V233H226ZM180 235V234H179ZM199 235V234H198ZM230 235V234H229ZM251 235H252V233H251ZM258 235V234H257ZM177 236V235H176ZM186 236V235H185ZM233 236H236L235 234H233ZM253 236H254V234H253ZM145 237V236H144ZM143 237V238H144ZM179 237V236H178ZM182 236H180L179 238H181ZM257 237V236H256ZM1 239V238H0ZM185 239V238H184ZM242 238H240V240H241ZM155 240V239H154ZM181 240V239H180ZM186 240V239H185ZM221 240V239H220ZM223 240H224V238H223ZM239 240V239H238ZM238 240H236V241H238ZM240 240H239V244H240ZM23 241V240H22ZM152 241V240H151ZM179 241V240H178ZM188 241V240H187ZM225 241V240H224ZM243 241H245V240H243ZM250 241V240H249ZM253 241V240H252ZM153 243H154V241H152ZM163 242V241H162ZM222 242V244H223V241H221ZM226 242V241H225ZM229 242V241H228ZM235 242V241H234ZM262 242V241H261ZM4 243V242H3ZM156 243V242H155ZM205 243V242H204ZM227 243V242H226ZM237 243V242H236ZM242 243V242H241ZM247 243V242H246ZM250 243V242H249ZM248 243V244H249ZM258 243V242H257ZM256 243V244H257ZM117 244V243H116ZM130 244V243H129ZM159 244V243H158ZM162 244V243H161ZM164 244V243H163ZM162 244V245H163ZM243 244H244V242H243ZM242 244V245H243ZM259 244H261V243H259ZM258 244V245H259ZM2 245V244H1ZM8 245V244H7ZM10 245V244H9ZM107 245V244H106ZM112 245V244H111ZM124 245V244H123ZM149 245H151V246H149V249L151 250V251H154V249L156 248V247H154V245H152V244H149ZM216 245H217V243H216ZM218 245H221V244H219L218 243ZM224 245V244H223ZM234 245V244H233ZM238 245V244H237ZM237 245H234V246H237ZM245 245V244H244ZM255 246V247H259V246ZM6 246V245H5ZM21 246V245H20ZM41 246V245H40ZM102 246V245H101ZM119 246V244L117 245V247ZM125 246V245H124ZM123 246V247H124ZM148 246V245H147ZM222 246V245H221ZM220 246V247H221ZM231 246H232V244H231ZM2 247V246H1ZM9 247V246H8ZM24 247V246H23ZM119 247H121V246H119ZM161 247V246H160ZM219 247V246H218ZM246 247V245L244 246V248ZM249 247V246H248ZM247 247V248H248ZM235 248V247H234ZM233 248V249H234ZM262 248V247H261ZM260 248V249H261ZM31 249V248H30ZM34 249V248H33ZM131 249V248H130ZM202 249H203V247H202ZM215 249V248H214ZM222 249V248H221ZM229 249V248H228ZM231 249V248H230ZM229 249V250H230ZM246 249V248H245ZM83 250V249H82ZM82 250H80V251H82ZM120 250V249H119ZM213 250V249H212ZM223 250V249H222ZM228 250V251H229ZM259 250V249H258ZM262 250H264V249H262ZM5 251V250H4ZM6 251H9V250H6ZM18 251V250H17ZM22 251H24V250H22ZM31 251V250H30ZM99 251V250H98ZM122 251V250H121ZM132 251V250H131ZM219 251V250H218ZM228 251H226V253L228 252ZM256 251V250H255ZM16 252V251H15ZM46 252V251H45ZM86 252V251H85ZM88 252V251H87ZM86 252V253H87ZM90 252H92V251H90ZM89 252V253H90ZM100 252V251H99ZM130 252V251H129ZM136 252V251H135ZM138 252V251H137ZM157 252H159V250L157 251ZM179 252H182V251H179ZM197 252V251H196ZM223 252V251H222ZM221 252V253H222ZM224 252H225V250H224ZM233 252V251H232ZM2 253V252H1ZM9 253V252H8ZM10 253H11V251H10ZM14 253V252H13ZM18 253V252H17ZM34 253H35V251H34ZM81 253V252H80ZM86 253H84V254H86ZM97 253V252H96ZM101 254L103 253V252H100ZM177 253V252H176ZM202 253V252H201ZM205 253V252H204ZM214 253V252H213ZM217 253V252H216ZM230 253V252H229ZM233 253H236V250H235V252H233ZM6 254V253H5ZM15 254V253H14ZM30 254V253H29ZM37 254V253H36ZM56 254V253H55ZM74 254V253H73ZM92 254V253H91ZM90 254V255H91ZM93 254L95 255V257L96 256H98V255H96L94 252H93ZM107 254V253H106ZM156 254V253H155ZM179 254V253H178ZM177 254V255H178ZM181 254V253H180ZM3 255V254H2ZM16 255V254H15ZM17 255H19V254H17ZM21 255V254H20ZM25 256V254H22V257H24ZM89 255V256H90ZM103 255V254H102ZM177 255L175 256V258L177 257ZM183 255V254H182ZM233 255V254H232ZM242 255V254H241ZM249 255H250V253H249ZM5 256V255H4ZM14 256V255H13ZM27 256H28V253H27ZM30 256V255H29ZM28 256V257H29ZM32 256V255H31ZM31 256H30V258H31ZM35 256H37V255H35ZM84 256V255H83ZM86 256H88V254H86ZM128 256V255H127ZM136 256V255H135ZM200 256V255H199ZM217 256H218V254H217ZM228 256V255H227ZM238 256V254H236V256L235 257H237ZM259 256V255H258ZM3 257V256H2ZM34 257V256H33ZM32 257V258H33ZM56 257V256H55ZM93 258H95L94 256H92ZM91 257V258H92ZM98 257H100V254H99V256ZM105 257V256H104ZM133 257V256H132ZM162 257H164V256H162ZM161 257V258H162ZM167 257V256H166ZM165 257V258H166ZM173 257V256H172ZM186 257V256H185ZM210 257V256H209ZM209 257H206V258H209ZM222 257H224L223 255H222ZM234 257V258H235ZM240 257V256H239ZM253 257V256H252ZM7 258V257H6ZM11 258V257H10ZM17 258V257H16ZM20 258V257H19ZM30 258H28V259H30ZM31 258V259H32ZM67 258H69V257H67ZM66 258V260H68ZM79 258V257H78ZM86 258V257H85ZM90 258V259H91ZM103 258V257H102ZM106 258V257H105ZM105 258H103V259H105ZM108 258V257H107ZM122 258V257H121ZM126 258V257H125ZM124 258V259H125ZM140 258V257H139ZM149 258V257H148ZM159 258V257H158ZM157 258V259H158ZM164 258V259H165ZM178 258H179V255H178ZM199 258V257H198ZM233 257H232V259H234ZM250 258V257H249ZM34 259V258H33ZM96 259V258H95ZM134 259V258H133ZM136 259V258H135ZM135 259H134V261H135ZM142 259V258H141ZM150 259H152V257L151 258H149L148 260H150ZM180 259V258H179ZM221 259V258H220ZM227 259V258H226ZM242 259H244V258H242ZM253 259V258H252ZM9 260V259H8ZM19 260V259H18ZM25 261H26V259H24ZM36 260H38V259H36ZM70 260V259H69ZM68 260V261H69ZM91 260H93V259H91ZM100 260H102V259H100ZM110 260V259H109ZM118 260V259H117ZM126 260V259H125ZM137 260V259H136ZM145 260V259H144ZM143 260V261H144ZM162 260V259H161ZM173 260H175L174 258H173ZM173 260H170V261H172V263H173ZM185 260V259H184ZM208 260H211V259H208ZM245 260V259H244ZM251 260V259H250ZM0 261H2V260H0ZM10 261V260H9ZM13 261V260H12ZM11 261V262H12ZM24 261V262H25ZM28 261V260H27ZM94 261V260H93ZM96 261V260H95ZM114 261H116V260H114ZM138 261V260H137ZM143 261H142V263H143ZM147 261V260H146ZM145 261V262H146ZM156 261V260H155ZM166 261H169V259L168 260H166ZM177 261V260H176ZM175 261V262H176ZM180 261H182V259H180ZM187 261L188 260H186L185 262L187 263ZM227 261V260H226ZM248 261V260H247ZM255 261H256V259H255ZM8 262V261H7ZM6 262V263H7ZM13 262H16V261H13ZM29 262V261H28ZM101 262V261H100ZM110 262V261H109ZM120 262H121V260H120ZM123 262V261H122ZM121 262V263H122ZM125 262V261H124ZM151 262V261H150ZM148 263V262H146V263H148V264H151V263ZM153 262V261H152ZM157 262V261H156ZM160 262V261H159ZM178 263H179V260L177 261ZM189 262H190V260H189ZM194 262V261H193ZM220 262V261H219ZM230 262H231V260H230ZM251 262H254V260L252 261L251 260ZM75 263V262H74ZM77 263V262H76ZM95 263V262H94ZM120 263V264H121ZM136 263H138V262H136ZM141 263V262H140ZM139 263V264H140ZM141 263V264H142ZM154 263V262H153ZM158 263V262H157ZM164 263V262H163ZM162 263V264H163ZM167 263V262H166ZM170 263V262H169ZM184 263V262H183ZM196 263V262H195ZM200 263V262H199ZM9 264V263H8ZM12 264V263H11ZM21 264V263H20ZM44 264V263H43ZM90 264V263H89ZM98 264V263H97ZM110 264V263H109ZM112 264V263H111ZM114 264H116V263H114ZM124 264V263H123ZM125 264H127V263H125ZM132 264H135V262L133 263L132 262ZM174 264H177V263H174ZM181 264V263H180ZM189 264V263H188ZM191 264V263H190ZM234 264H236V263H234Z\"/></svg>",
    "mask_w": 264,
    "mask_h": 264
}]
</instances>
